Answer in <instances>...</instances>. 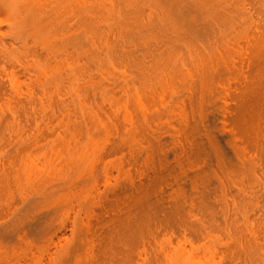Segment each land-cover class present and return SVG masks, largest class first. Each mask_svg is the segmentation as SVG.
Segmentation results:
<instances>
[{"label":"bare ground","instance_id":"bare-ground-1","mask_svg":"<svg viewBox=\"0 0 264 264\" xmlns=\"http://www.w3.org/2000/svg\"><path fill=\"white\" fill-rule=\"evenodd\" d=\"M0 14V234L85 215L98 264H264V0Z\"/></svg>","mask_w":264,"mask_h":264},{"label":"rangeland","instance_id":"rangeland-1","mask_svg":"<svg viewBox=\"0 0 264 264\" xmlns=\"http://www.w3.org/2000/svg\"><path fill=\"white\" fill-rule=\"evenodd\" d=\"M2 60L0 78H5L11 66ZM6 101L7 98H2L0 105ZM3 165L0 162V168ZM112 172L111 185L101 184L103 193L115 187L118 172L116 169ZM66 217L37 233L21 230L13 239L0 234V264H98L108 247L101 222L89 221L85 215L79 220L73 215Z\"/></svg>","mask_w":264,"mask_h":264}]
</instances>
